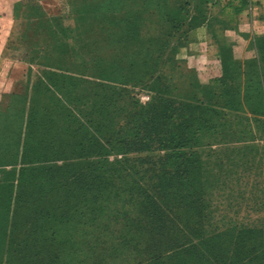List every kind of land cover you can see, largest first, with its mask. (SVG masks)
<instances>
[{"label": "trees", "instance_id": "16d2710c", "mask_svg": "<svg viewBox=\"0 0 264 264\" xmlns=\"http://www.w3.org/2000/svg\"><path fill=\"white\" fill-rule=\"evenodd\" d=\"M245 1H233L223 6L238 2L244 11ZM132 4L133 0L75 2L79 11L75 20L76 35L84 55L83 74L101 82L84 81L88 86H81L75 79L65 82L61 75V64L66 63L65 54L58 41L63 31H59L55 43L46 39L49 47L38 58L42 66L49 61L55 62V66H46L54 72L45 74L35 86L28 105V119L16 127H11L8 121L17 119L15 104L24 97L13 96L10 114L3 116L5 121L0 123V168L21 165V177H40L43 171L58 181L61 172L63 178L76 177L84 188V203L87 205H91V200H98L96 192L108 190V185L102 188V182L109 170L121 176V182H129L127 190H131L134 184L136 192L148 197L153 193L139 186L154 179L155 194L191 196L184 203L174 200L179 203L176 207L182 216L174 224L178 237L174 246L183 253L188 252L192 261L197 262L195 264H229V254L214 250L212 254L208 253L209 244L224 245L226 251L229 239L222 233L210 235L207 231L211 212L206 197L212 194L217 184H226L225 178L236 180V174L253 171L256 164L262 167L264 145L261 148L244 147L249 133L242 127H235L230 113L240 110L243 96L248 109L256 117L255 122L264 124L258 119L260 116L264 118V39L258 41L260 65L235 59L229 44L218 43L222 75L204 86L195 77H185L181 65L171 63L178 52L174 49L166 51L167 35L163 34V39L150 36L145 39L137 34V21L130 8ZM125 5L130 6L125 8ZM82 8L89 14L80 12ZM195 15L193 10V14L187 15L190 18H184L185 23L194 21ZM47 18L44 16L45 20ZM44 19L42 25H47L48 30L50 26L47 22L43 24ZM166 68L167 72L177 71L175 80L164 72ZM120 83H128L130 87L124 84L126 87L120 89ZM136 87L148 94L147 103L140 102ZM74 103H82L80 114L85 115L82 123L69 109ZM59 117L66 119L65 124L70 121L68 127H60ZM252 138L264 141V130ZM162 151L167 153L160 155ZM248 151L253 162L245 161ZM109 153L126 157L109 164L103 159ZM131 154L145 156L135 158ZM72 158L77 162L70 163V166L47 167L51 162H71ZM96 158L99 160L93 161ZM156 170H160L159 175H153ZM82 177L88 179L86 184L81 181ZM46 182L49 181H42V184ZM64 182L68 183V179ZM147 202L153 203L151 198ZM8 203L11 204V200ZM51 256L60 259V250L56 249ZM238 259L235 257V262ZM237 263H246V260ZM256 263L257 260L252 259L248 264ZM35 264L43 263L36 261Z\"/></svg>", "mask_w": 264, "mask_h": 264}, {"label": "rangeland", "instance_id": "374dc122", "mask_svg": "<svg viewBox=\"0 0 264 264\" xmlns=\"http://www.w3.org/2000/svg\"><path fill=\"white\" fill-rule=\"evenodd\" d=\"M76 1L83 2L21 0L9 5V8L6 6L12 15L9 20L1 21L5 30L0 33V123L5 121L3 116L10 114L13 96L24 99L18 104L16 102L18 116L9 120V125L16 127L18 123H26L33 89L45 74L54 72L46 67L55 66L54 61L42 66L38 57L49 47L46 39L52 43L60 30L63 33L58 41L66 63L61 64L64 67H61L62 72H56H61L67 83L71 79L79 80L81 86H88L84 81L101 82L83 74L84 55L76 35L75 20L79 13ZM245 3L247 9L251 1L246 0ZM132 5H125V8L130 6L135 14L137 34L145 39L148 36L163 39L167 35L166 51L174 49L178 52L171 63L181 65L185 77H195L204 86H208L217 75H222L220 61L216 62L217 55L219 60L218 43L226 42L234 46L229 38H236L230 32L245 28L241 19L243 8L238 2L224 7L221 0H133ZM78 8L80 10V6ZM193 10L196 12L195 20L185 23L184 18H190L187 15L193 14ZM80 12L89 14L83 8ZM44 16L48 17L47 20ZM43 19V24L47 22L50 26L49 31L47 25H42ZM167 71V68L164 69V72ZM176 73L167 72L168 77L174 80ZM124 84L130 85L123 83L120 89L126 87ZM140 87H136L135 93L141 103H147L149 96ZM95 101L99 102L98 99ZM87 102L84 101L86 105ZM81 104L74 103L69 109L82 123L85 115L80 114ZM88 106L91 108V105ZM65 120L59 117L60 127H68L70 121L65 124ZM10 134L9 130L8 136ZM166 153L159 152L160 155ZM131 155L135 158L145 156ZM124 157L123 154L109 153L103 159L113 164ZM76 162V158H72L68 163H48L47 167L70 166V163ZM20 167L0 168V264H35L36 261L43 264L197 263L192 261L188 252L183 253L182 249L174 246L178 239L174 224L182 217L181 210L176 207L179 203L174 200L184 203L191 196L155 194L156 180L149 179L147 184L142 182L143 186H139L153 193L148 197L136 192L134 184L131 190H127L129 182H121V176L109 170L102 182V188L108 185V190L100 193L92 187L99 198L87 205L84 203V188L76 177L63 178L64 173L61 172L59 182L54 176H47L46 171L40 177H21ZM159 171L156 170L153 175H159ZM245 174V177L242 173L236 174V180L225 178L226 184H217L212 194L206 197L211 212L207 231L210 235L222 233L229 239L226 251L224 245L217 247L209 244L208 253L212 254L214 250L229 254V264H248L252 259L257 260L256 264H264V161L261 168L256 164L253 171ZM64 179H68V183ZM87 180L81 178L85 184ZM42 181L49 182L42 184ZM148 198L153 203H148ZM174 209H177L175 214ZM56 249L60 250V259L58 257L57 260L51 256ZM36 257L39 259L36 260ZM235 257L246 260V263L235 262Z\"/></svg>", "mask_w": 264, "mask_h": 264}, {"label": "crops", "instance_id": "0c3cea01", "mask_svg": "<svg viewBox=\"0 0 264 264\" xmlns=\"http://www.w3.org/2000/svg\"><path fill=\"white\" fill-rule=\"evenodd\" d=\"M17 1L21 0H0L1 34L5 30L4 27H2L1 21L5 19L9 20L10 15H12L11 11L8 10V8L10 7L9 5L14 4ZM6 6H8V8ZM241 14V19L243 20L242 22H245V28L235 29L233 30V32H230L231 34H233V38L236 39H231L232 37H230L229 40L234 44V46L231 43H229V45L231 46L235 59L241 62H257L260 65L259 61H261V49L259 47L258 41L264 39V0L257 3L251 2L250 6L243 12H241ZM238 54H240V56ZM216 62L219 63L218 55L216 58ZM220 75H217L215 78L220 77ZM240 103H242L239 108L240 110L238 112L233 111L232 113H230L233 124L236 128L242 127V129L246 133H249V136L247 135L249 138L244 141V147L248 146L250 148L252 146H259L261 148L263 146L262 144H264V141H261V138H255L253 140L252 137L254 136V134L260 135L262 133V130H264V124L259 125L255 122L254 119L256 117H254V113L248 109V104L246 103V101H244L243 96ZM258 119L260 120L259 123L264 122V118L262 116H260ZM247 154L249 156L246 155L245 161L253 162V157L251 154H249V151L247 152ZM242 174L244 175V177L246 176L245 173Z\"/></svg>", "mask_w": 264, "mask_h": 264}, {"label": "built area", "instance_id": "2783aa9c", "mask_svg": "<svg viewBox=\"0 0 264 264\" xmlns=\"http://www.w3.org/2000/svg\"><path fill=\"white\" fill-rule=\"evenodd\" d=\"M233 1H238V0H222V2L224 3V5H228L229 3H231V2H233ZM251 2H255V3H257V2H260V1H262V0H250Z\"/></svg>", "mask_w": 264, "mask_h": 264}]
</instances>
